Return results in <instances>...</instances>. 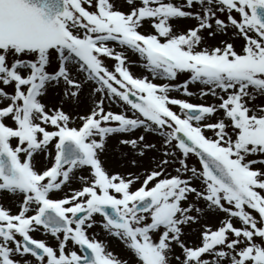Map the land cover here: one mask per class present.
I'll use <instances>...</instances> for the list:
<instances>
[{
    "label": "snow or ice",
    "instance_id": "6c2138e0",
    "mask_svg": "<svg viewBox=\"0 0 264 264\" xmlns=\"http://www.w3.org/2000/svg\"><path fill=\"white\" fill-rule=\"evenodd\" d=\"M0 264H264V0H0Z\"/></svg>",
    "mask_w": 264,
    "mask_h": 264
},
{
    "label": "rangeland",
    "instance_id": "374dc122",
    "mask_svg": "<svg viewBox=\"0 0 264 264\" xmlns=\"http://www.w3.org/2000/svg\"><path fill=\"white\" fill-rule=\"evenodd\" d=\"M239 43H240V41H237V46H239ZM181 79H183V77L181 78ZM192 90H196L194 87H193V89ZM210 99V98H209ZM194 102H199V100L198 99H194ZM260 102H262V101H260V100H258L257 101V103H260ZM96 231H100L99 229H96ZM102 233V232H101ZM100 233V238L101 239H105L104 238V236H105V234H101ZM110 247H111V249L114 251V252H117V253H121L122 254V251L121 250H118V249H120V248H116L115 246H112V245H109Z\"/></svg>",
    "mask_w": 264,
    "mask_h": 264
},
{
    "label": "bare ground",
    "instance_id": "6f19581e",
    "mask_svg": "<svg viewBox=\"0 0 264 264\" xmlns=\"http://www.w3.org/2000/svg\"><path fill=\"white\" fill-rule=\"evenodd\" d=\"M105 239H109V243L119 245V243L116 240H114V239H110V238H108L106 236H105Z\"/></svg>",
    "mask_w": 264,
    "mask_h": 264
}]
</instances>
